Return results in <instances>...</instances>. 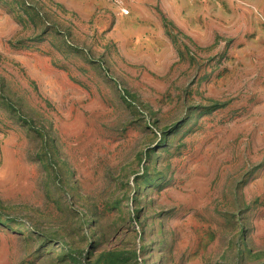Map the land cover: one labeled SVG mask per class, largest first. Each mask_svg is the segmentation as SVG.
<instances>
[{
    "label": "rangeland",
    "instance_id": "obj_1",
    "mask_svg": "<svg viewBox=\"0 0 264 264\" xmlns=\"http://www.w3.org/2000/svg\"><path fill=\"white\" fill-rule=\"evenodd\" d=\"M0 0V264H264V0Z\"/></svg>",
    "mask_w": 264,
    "mask_h": 264
},
{
    "label": "built area",
    "instance_id": "obj_2",
    "mask_svg": "<svg viewBox=\"0 0 264 264\" xmlns=\"http://www.w3.org/2000/svg\"><path fill=\"white\" fill-rule=\"evenodd\" d=\"M118 7V11L121 14H127L129 10L124 6V0H107Z\"/></svg>",
    "mask_w": 264,
    "mask_h": 264
}]
</instances>
